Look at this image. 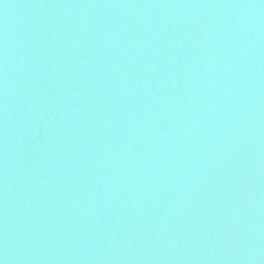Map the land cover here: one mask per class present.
<instances>
[{
    "label": "water",
    "instance_id": "1",
    "mask_svg": "<svg viewBox=\"0 0 264 264\" xmlns=\"http://www.w3.org/2000/svg\"><path fill=\"white\" fill-rule=\"evenodd\" d=\"M0 264H264V0H0Z\"/></svg>",
    "mask_w": 264,
    "mask_h": 264
}]
</instances>
